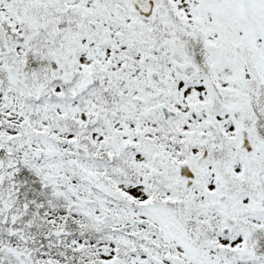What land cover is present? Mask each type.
<instances>
[{
	"label": "snow or ice",
	"instance_id": "1",
	"mask_svg": "<svg viewBox=\"0 0 264 264\" xmlns=\"http://www.w3.org/2000/svg\"><path fill=\"white\" fill-rule=\"evenodd\" d=\"M0 264H264V0H0Z\"/></svg>",
	"mask_w": 264,
	"mask_h": 264
}]
</instances>
